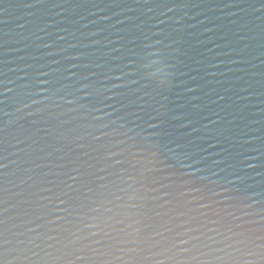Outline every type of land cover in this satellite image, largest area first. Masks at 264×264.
I'll return each mask as SVG.
<instances>
[{
  "label": "water",
  "instance_id": "water-1",
  "mask_svg": "<svg viewBox=\"0 0 264 264\" xmlns=\"http://www.w3.org/2000/svg\"><path fill=\"white\" fill-rule=\"evenodd\" d=\"M0 264H264V0H0Z\"/></svg>",
  "mask_w": 264,
  "mask_h": 264
}]
</instances>
